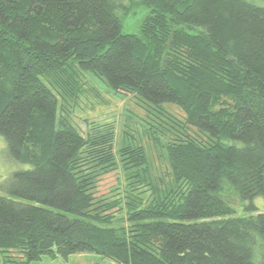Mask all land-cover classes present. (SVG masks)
I'll list each match as a JSON object with an SVG mask.
<instances>
[{
	"label": "trees",
	"instance_id": "obj_1",
	"mask_svg": "<svg viewBox=\"0 0 264 264\" xmlns=\"http://www.w3.org/2000/svg\"><path fill=\"white\" fill-rule=\"evenodd\" d=\"M259 1L140 0L150 10L129 34L116 0H0V134L30 164L0 184V264L82 252L117 264H264V211L252 203L264 197ZM89 71L177 124L147 131L170 182L153 176L142 144L114 149L113 122L69 119ZM112 172L123 174L113 194H97ZM232 199L249 213L235 214Z\"/></svg>",
	"mask_w": 264,
	"mask_h": 264
},
{
	"label": "rangeland",
	"instance_id": "obj_2",
	"mask_svg": "<svg viewBox=\"0 0 264 264\" xmlns=\"http://www.w3.org/2000/svg\"><path fill=\"white\" fill-rule=\"evenodd\" d=\"M120 2L122 7L117 10V14L121 17V31L123 33L138 34L140 32V25L143 18L149 12L150 8L144 5L140 0H116ZM263 0L259 1L261 4ZM87 79L89 84H85L84 91L81 94L76 108L71 112L72 121H77L85 128V122H97L102 123L110 121L114 123L115 127V140L114 149L125 144H142L149 154L150 166L154 177L162 178L164 181L170 182L169 169L167 161L162 156V150L159 145H156L151 135L147 132L150 127L153 126V130H156L157 121H162L163 125L172 129L174 125L177 128V124L173 121L167 120L161 115L153 113L149 104L144 102L137 93L129 94L115 91L105 81L102 76H98L93 71L87 72ZM162 107L169 113L173 114L178 121H181L184 117L183 111L175 103L164 102ZM130 117L133 119L130 122ZM130 123H129V122ZM75 123V122H73ZM171 124V125H170ZM158 132L164 130L161 125ZM166 130V129H165ZM188 134L198 135L199 137L208 138V135L196 128H188ZM168 132V131H167ZM171 132V131H170ZM163 138H169L164 133H161ZM172 135V134H171ZM30 164H24L13 158L7 151V143H5L4 137L0 134V184H2L10 175V173L19 168H27ZM122 172H112L106 174L98 182L97 194L99 195H112V189L116 187L117 180H121ZM119 178V179H118ZM159 181V180H158ZM161 182H159L160 187ZM0 193L5 194L1 188ZM235 193V192H234ZM228 193L224 194L227 195ZM236 195V193H235ZM230 196V195H228ZM230 198V197H228ZM237 198V197H236ZM256 209L264 211V197H254L252 200ZM249 204V201H242L239 199H232V205L236 210L235 214L249 213L250 210L244 209ZM43 263L40 260H33L31 264H60L57 260H52L48 255H42ZM255 259H258V255H255ZM88 260V261H87ZM88 264L89 259H84Z\"/></svg>",
	"mask_w": 264,
	"mask_h": 264
},
{
	"label": "crops",
	"instance_id": "obj_3",
	"mask_svg": "<svg viewBox=\"0 0 264 264\" xmlns=\"http://www.w3.org/2000/svg\"><path fill=\"white\" fill-rule=\"evenodd\" d=\"M52 260H57L60 264H87L84 259H89L90 262L88 264H117L112 260H107L102 258L99 254H95L93 252H86V253H75L67 255L64 258L60 256H48ZM41 263H43V259H39ZM88 261V260H87Z\"/></svg>",
	"mask_w": 264,
	"mask_h": 264
}]
</instances>
